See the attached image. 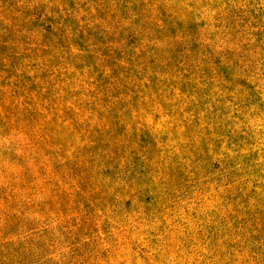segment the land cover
<instances>
[{
  "label": "rangeland",
  "instance_id": "obj_1",
  "mask_svg": "<svg viewBox=\"0 0 264 264\" xmlns=\"http://www.w3.org/2000/svg\"><path fill=\"white\" fill-rule=\"evenodd\" d=\"M0 264H264V0H0Z\"/></svg>",
  "mask_w": 264,
  "mask_h": 264
}]
</instances>
